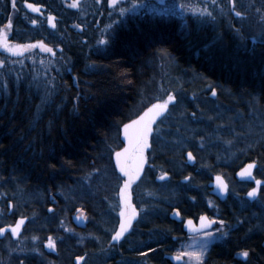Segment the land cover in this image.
<instances>
[{"label": "trees", "instance_id": "trees-1", "mask_svg": "<svg viewBox=\"0 0 264 264\" xmlns=\"http://www.w3.org/2000/svg\"><path fill=\"white\" fill-rule=\"evenodd\" d=\"M5 38L52 51L11 53ZM169 95L136 201L154 235L132 236L106 264H175L146 241L167 246L165 221L178 204L203 212V194L156 181L187 171L185 153L210 170L233 164L227 179L256 163L264 181V0H0V227L21 217L36 227L51 195L73 209L88 203L100 220L124 182L113 162L122 127ZM240 220L257 234L202 264H264V207ZM241 249L245 262L232 258ZM16 255L12 243L0 246V264H21Z\"/></svg>", "mask_w": 264, "mask_h": 264}, {"label": "flooded vegetation", "instance_id": "flooded-vegetation-1", "mask_svg": "<svg viewBox=\"0 0 264 264\" xmlns=\"http://www.w3.org/2000/svg\"><path fill=\"white\" fill-rule=\"evenodd\" d=\"M153 127L154 125H152V130ZM241 145H243V142H241ZM147 149L145 153H147ZM187 153H185L186 165L189 167L187 171L174 172L175 176L173 180L169 174H163L156 181L158 183L171 182L174 186H179L180 184L183 186L180 188L183 193L203 194L201 199H199V203L204 205L201 208L203 212L192 211L186 206L178 204L174 209H170L168 219L165 221L166 235L164 245L167 246L165 248L161 246L157 248L155 241H146L150 247V254L151 252L158 253L163 259L173 260L175 264H188L183 254L186 251L192 253L193 246L202 248V243L207 244L204 261L212 250H215V252L224 251L230 248V245L237 238L245 241L247 238L257 234V231L251 229V221L240 220V218L247 211H261L264 207V185L256 184L257 180L260 183L264 181L256 177L257 168L253 173L252 180H240L237 178L238 172L248 164H252L251 162L247 164L243 163L240 168L234 170L233 179H227V176L223 172H230L233 169V164L219 165V162L212 163L213 170H210L204 163L199 164L193 153L195 162L193 165H190L186 158ZM147 167L148 163L140 181L134 182L133 179L131 180L126 193L128 204L125 203L124 193V182L128 180V177L121 175L124 177V182L118 196V201L107 207V199H104L106 208L100 215V220L94 221L91 219L94 212L92 211V206L88 205V203L87 209H73L69 202L67 204L60 198H55L51 195V201L45 203L39 209L40 219L37 221V226L28 228L30 223L29 218L21 217L28 220L21 234L18 237H14L12 232H10L3 240H0V246L7 243L15 245L20 254L16 256L19 258L23 257L21 264H106L109 261L112 262L113 259L118 260L123 255L126 242L132 236L136 237L139 235L145 237L147 231H151V237L154 235V229H152L154 227V220H149V223L147 221L141 222L140 217L142 212L139 210L138 204H136V201L139 202L146 194L140 189L139 185L146 177ZM163 176H167L168 179L159 181V178ZM217 176L222 177L227 184V198L224 201L214 193L216 192L214 181ZM253 188L257 189V195L252 201L248 193ZM105 198H107L106 193ZM8 206L12 208L10 202ZM166 206L169 207L168 204ZM133 208L137 215L136 221L125 236L120 240H113L112 237L120 230V225L123 221L133 214ZM170 208H172L171 204ZM122 212L125 215L122 216ZM202 217H208L216 221L211 229H207V231H211L213 234V238L210 240L203 235V230H199L202 222L207 223V221L201 220ZM189 219L193 221L197 230H193L188 226L187 220ZM17 220L6 227L11 229ZM220 220L224 221L223 225L219 224ZM217 227L227 234L221 235L220 232H216L215 229ZM32 235H35V239L31 238ZM35 246L39 247L38 252L32 251V248ZM245 251L249 255L248 250L241 249L233 252L232 258L245 262L249 257L242 255Z\"/></svg>", "mask_w": 264, "mask_h": 264}, {"label": "snow or ice", "instance_id": "snow-or-ice-1", "mask_svg": "<svg viewBox=\"0 0 264 264\" xmlns=\"http://www.w3.org/2000/svg\"><path fill=\"white\" fill-rule=\"evenodd\" d=\"M76 5L73 4V7ZM28 8L32 9L35 12H39L40 9L37 7L36 4L29 3ZM32 23H36L35 20L32 21ZM9 27H11V24L9 23ZM53 28H55V24L52 25ZM40 47L43 48L45 52H51L52 49L48 48L47 45H44L42 41L37 42ZM4 48L11 53L17 52L21 48L26 47H35V45L26 46V45H17L15 47L10 46L6 38L4 40ZM175 100L174 96L169 95L167 100H165L163 103L155 105L154 109H149L148 113H145L144 116H141L138 120L132 121L130 124L124 125L125 130V136L128 139L129 147L124 149V152H117V163L120 165V171L124 173L126 177H129V180H126L124 182V193H125V203L128 204V198H127V190L130 186L131 180L138 176L139 171L141 170L144 163H146V157H145V150L150 147L149 145V136L152 133V125L155 122V118L159 115H161L164 111L168 108V102ZM189 157L192 156L191 153H188ZM124 157V160H121V157ZM129 163H132L134 166L129 167ZM254 167L253 164H249L246 169H244L240 175L241 177H245L247 179H253L251 169ZM164 175H167L166 173ZM163 178V177H162ZM217 180H221V177L217 176ZM256 184L259 185L260 181H256ZM219 187L221 189L227 190V185L225 183H220ZM257 195V189L253 188L249 193L248 196L255 197ZM131 206V205H129ZM121 215H125V213H121ZM133 215H135V209L133 208ZM202 221H207V223H201L199 230H203V235L207 237L209 240L213 238V234L211 231H207V229H211L212 225L216 222L214 219H210L208 217H202ZM23 219L20 220L19 223H17L15 226L11 227L12 234H18V229L21 224H23ZM187 224L190 228L193 230H197L195 228V225L193 224V221L191 219L187 220ZM220 225L224 224L223 220L219 221ZM131 226V217H128L125 221V223H122L120 225V230L115 233V236L112 237L113 240H119L122 236L123 232L126 230V227ZM6 231L5 228L0 227V233H4ZM216 232H220L221 235H226L227 233L222 232V230L217 227L215 229ZM35 239V237L33 238ZM204 247H207V244L203 245ZM197 261L200 260V256L198 254L193 253L192 254ZM244 257L248 256V252L245 251L242 253ZM179 259V257H177Z\"/></svg>", "mask_w": 264, "mask_h": 264}, {"label": "water", "instance_id": "water-1", "mask_svg": "<svg viewBox=\"0 0 264 264\" xmlns=\"http://www.w3.org/2000/svg\"><path fill=\"white\" fill-rule=\"evenodd\" d=\"M211 97H213V98H215L216 97V92L214 91L212 94H211ZM173 102H174V100H173ZM157 105V104H156ZM155 108V105H152V106H150V107H148L146 110H144L139 116H137L135 119H133V120H131L130 122H128V123H126V124H130V123H132V121H134V120H138L141 116H144L145 115V113H148L149 112V109H154ZM168 109H169V106H168V108H167V110L166 111H164L161 115H159V116H157L156 118H155V122L153 123V125H155L167 112H168ZM125 124V125H126ZM121 136H122V143H123V148L122 149H120V150H118L117 152H121V153H123L124 152V149H126V148H128L129 147V143H128V139H127V137L125 136V130H124V126L122 127V129H121ZM116 152V153H117ZM116 153L114 154V156H113V162H114V165H115V168H116V170L118 171V173L120 174V175H124V173H122L121 171H120V165L117 163V157H116ZM192 154V153H191ZM145 157H146V163H144L143 164V166H142V168H141V170L139 171V174H138V176L137 177H135V178H133V180H134V182H138V181H140L141 180V178H142V176H143V174H144V171H145V168H146V165H147V163H148V156H147V154L145 153ZM186 158H187V160H188V162H189V164L190 165H193L194 164V162H195V158H194V156L192 155L191 157H189V155H188V153L186 154ZM125 158L122 156L121 157V160H124ZM253 165H254V167L250 170L251 171V173H252V177H253V173H254V171H255V169L257 168V164L256 163H252ZM249 165V164H248ZM247 165V166H248ZM134 165L132 164V163H129V167H133ZM247 166L245 167V168H243L242 170H240L239 172H238V174H237V178L238 179H240V180H252V179H247V178H245V177H241V175H240V173L244 170V169H246L247 168ZM166 179H168V177L167 176H163V178L161 177V178H159V181H163V180H166ZM220 183H225V180L221 177V180H217V178H215V181H214V186H215V191L216 192H214L215 193V195H217V196H219V198H221L223 201L227 198V190H224V189H221L220 187H219V184ZM226 184V183H225ZM261 185H264V182H262V183H260ZM227 185V184H226ZM256 197V196H255ZM255 197H250L249 196V198L253 201L254 199H255ZM129 217H131V226L133 225V223L136 221V218H137V215L135 214V215H133V214H131ZM128 218V217H127ZM126 218V219H127ZM21 219H23V224H21L20 225V227H19V229H18V234H13V236L14 237H18L20 234H21V232H22V230H23V228L26 226V223H27V219L26 218H18V220L16 221V223H15V225L17 224V223H19L20 222V220ZM126 219L123 221V223H125V221H126ZM14 225V226H15ZM131 226L130 227H126V230L123 232V234H122V236L120 237V239L123 237V236H125V234L130 230V228H131ZM5 229H6V231L4 232V233H0V240H3L6 236H7V234H9L10 232H11V229L10 228H8V227H5ZM119 239V240H120Z\"/></svg>", "mask_w": 264, "mask_h": 264}, {"label": "rangeland", "instance_id": "rangeland-1", "mask_svg": "<svg viewBox=\"0 0 264 264\" xmlns=\"http://www.w3.org/2000/svg\"><path fill=\"white\" fill-rule=\"evenodd\" d=\"M31 45H32V44H28V45H26V46H31ZM36 47H37V48H41V50H42L43 52H45V51L43 50V48L39 46L38 43L35 44V47L21 48V49H19L17 52H18V54H21V53H24V52H28L29 50H31V49H33V48H36ZM47 47H48V46H47ZM48 48H50V47H48ZM145 151H146V150H145ZM128 180H129V177H128ZM203 245H204V244L202 243V245H201L202 248H200V247H198V246H193L192 253L186 251V252L183 254V257L187 259L188 264H201V262L203 261V259H204V257H205V254H206V253H205V252H206V247H204ZM190 246H191V245H190ZM193 253L198 254V255L200 256V260H199V261H197V260L195 259V257L192 255Z\"/></svg>", "mask_w": 264, "mask_h": 264}]
</instances>
